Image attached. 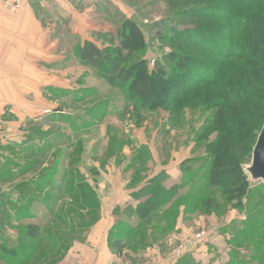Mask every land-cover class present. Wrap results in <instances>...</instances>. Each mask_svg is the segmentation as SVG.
Instances as JSON below:
<instances>
[{
  "label": "rangeland",
  "instance_id": "rangeland-1",
  "mask_svg": "<svg viewBox=\"0 0 264 264\" xmlns=\"http://www.w3.org/2000/svg\"><path fill=\"white\" fill-rule=\"evenodd\" d=\"M234 1L31 0L46 26V63L0 97V264H72L70 252H114L126 264H264V185L234 193L264 125V0ZM128 28L141 34L121 55L132 72L144 60L172 80L162 105L79 59L85 42L115 48ZM179 183L170 211L138 215Z\"/></svg>",
  "mask_w": 264,
  "mask_h": 264
},
{
  "label": "trees",
  "instance_id": "trees-1",
  "mask_svg": "<svg viewBox=\"0 0 264 264\" xmlns=\"http://www.w3.org/2000/svg\"><path fill=\"white\" fill-rule=\"evenodd\" d=\"M234 3H237L236 0L234 1ZM230 4H232V1L230 2ZM256 23H258V21ZM119 38H120L119 45L117 47L115 46V48L103 49L98 47L93 42H85L79 50V59L81 63L96 68L98 72L112 86L127 87L129 85V87L134 91V95L137 96L138 98L146 99V96H148L149 100L155 102V103L150 102L151 105L149 106L153 107L156 105L164 104V100H163L164 96H162L161 101L157 100V96L159 94L168 95V90L172 85V80H170L169 78L161 77V75L158 76L154 72H150L144 60L139 61L136 67V72H132V68L128 67L126 61L121 56L122 53H124V51L131 48L129 46H136L137 43L141 42V34L138 31V29L135 28L132 30H130L129 28L126 30L122 29L121 31H119ZM218 38L226 39L225 37H219V36ZM163 75L164 73H162V76ZM220 157L226 158L225 154L221 155ZM226 162L229 163L231 161H226ZM234 162H236V160H234ZM243 166L244 165L240 166L241 168H239L240 171L236 180L238 181V183L234 190L236 196L241 191L243 192L245 191L244 193H242L240 199L246 193V191H248V187L250 184L248 178L246 177L242 169ZM165 177L166 176L164 175L163 176L164 180ZM155 182L158 183V180H155L154 183ZM185 185L186 183L178 184L176 187L170 189L171 191L173 190V192H170V190L164 188V190H160L162 192L160 195L154 193V197H152V199L147 200L143 205H141V207L140 206L138 207L137 210L138 215L141 217L145 216V218H147L148 214L147 215L144 214L146 213L145 211H148V209L149 210L154 209L153 213L155 215H163L161 213L163 210L170 211L169 210L170 206L173 205L176 201L175 194L177 192H180V189H182L183 186ZM84 194L87 198H89L88 197L89 194H87L86 192H84ZM242 204L243 201L241 203L240 200L238 205L242 206ZM205 206H206L204 207L206 209L205 213L211 215L213 209L216 207V204L214 205V201L212 199H208L205 202ZM166 207L168 208L166 209ZM53 215L54 213L51 214V216ZM38 230L39 229L37 226L28 225V236L31 237V239L34 240L37 239L39 237ZM124 238L125 237H123L122 241L120 242H115L114 247H116L117 249H122L123 247L122 242L124 243L127 241V239Z\"/></svg>",
  "mask_w": 264,
  "mask_h": 264
},
{
  "label": "crops",
  "instance_id": "crops-1",
  "mask_svg": "<svg viewBox=\"0 0 264 264\" xmlns=\"http://www.w3.org/2000/svg\"><path fill=\"white\" fill-rule=\"evenodd\" d=\"M31 3V0H24L21 11L14 15L9 13L0 2V97L5 99L15 96L16 80L19 82L31 80L30 65L46 63L44 60L46 26L41 16L32 10ZM60 7L64 10L62 6ZM66 13L67 16L71 14L70 11ZM60 15L58 14L59 18H54L62 23ZM53 28L57 30L58 26ZM32 61L35 63L32 64ZM41 78L45 80L44 71L37 75L36 80ZM3 110L1 109L2 112ZM115 253L119 259L124 254ZM143 256L145 257L146 253ZM66 259H70L72 264H116V262L126 264L116 261L114 252H70V256Z\"/></svg>",
  "mask_w": 264,
  "mask_h": 264
},
{
  "label": "water",
  "instance_id": "water-1",
  "mask_svg": "<svg viewBox=\"0 0 264 264\" xmlns=\"http://www.w3.org/2000/svg\"><path fill=\"white\" fill-rule=\"evenodd\" d=\"M242 169L252 185L264 184V125L253 148L251 161Z\"/></svg>",
  "mask_w": 264,
  "mask_h": 264
},
{
  "label": "built area",
  "instance_id": "built-area-1",
  "mask_svg": "<svg viewBox=\"0 0 264 264\" xmlns=\"http://www.w3.org/2000/svg\"><path fill=\"white\" fill-rule=\"evenodd\" d=\"M0 2L3 4L4 8L12 14H18L22 9L23 0H0ZM204 237V233L196 235L188 246H182L181 249L183 250L185 248L186 250L188 247L194 246L196 242L203 240Z\"/></svg>",
  "mask_w": 264,
  "mask_h": 264
}]
</instances>
